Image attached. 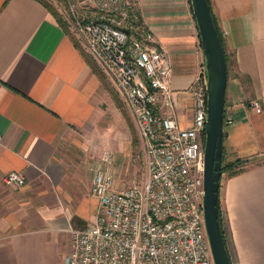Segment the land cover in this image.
Masks as SVG:
<instances>
[{
    "label": "crops",
    "instance_id": "0c3cea01",
    "mask_svg": "<svg viewBox=\"0 0 264 264\" xmlns=\"http://www.w3.org/2000/svg\"><path fill=\"white\" fill-rule=\"evenodd\" d=\"M133 1L171 67L175 112L189 126L187 90L204 61L191 0ZM209 3L227 56L225 108L233 119L224 124L225 157L251 159L220 182L227 246L233 264H264V0ZM84 53L96 64L41 1L0 0V264H64L70 229L87 227L99 208L92 183L103 152L87 166L80 151L88 156L98 133L114 131V115L131 133L105 75ZM118 140L124 153H114L115 178L132 146L131 138ZM13 169L26 173L25 185L5 184Z\"/></svg>",
    "mask_w": 264,
    "mask_h": 264
},
{
    "label": "built area",
    "instance_id": "2783aa9c",
    "mask_svg": "<svg viewBox=\"0 0 264 264\" xmlns=\"http://www.w3.org/2000/svg\"><path fill=\"white\" fill-rule=\"evenodd\" d=\"M66 1L72 30L133 115L146 177L118 187L114 153L103 151L92 183L99 199L96 218L85 228L70 229L64 264H215L203 206L208 115L204 63L187 90L193 119L184 127L175 112L171 67L144 27L136 3ZM252 105L262 111L259 101ZM224 119H233L226 108ZM4 182L23 186L26 173L10 170Z\"/></svg>",
    "mask_w": 264,
    "mask_h": 264
},
{
    "label": "water",
    "instance_id": "95a60500",
    "mask_svg": "<svg viewBox=\"0 0 264 264\" xmlns=\"http://www.w3.org/2000/svg\"><path fill=\"white\" fill-rule=\"evenodd\" d=\"M199 29L207 76V122L204 141V216L215 264H233L219 221L227 60L209 0H191Z\"/></svg>",
    "mask_w": 264,
    "mask_h": 264
},
{
    "label": "rangeland",
    "instance_id": "374dc122",
    "mask_svg": "<svg viewBox=\"0 0 264 264\" xmlns=\"http://www.w3.org/2000/svg\"><path fill=\"white\" fill-rule=\"evenodd\" d=\"M49 2H51V4H53L55 8L58 9L59 15H61L62 20L64 21L68 30L69 31L72 30L71 13H70V9H69V5L67 1L66 0H49ZM78 6L82 10V5L78 4ZM72 32L76 36L77 40H79L75 32L73 30ZM99 70L100 69L98 68V71ZM100 72H99L100 75L103 74L102 72L101 73ZM101 77H102L104 85L109 90L110 94H112L113 96L114 104L116 105L118 110L122 112L124 116L126 117L129 123V126H130L131 133L129 137H126L124 135L125 130L127 129H123L119 120L114 115L113 116V122H114L113 130L114 131L112 133H106V134L103 133L102 138L100 137L98 133L97 136H95V139L93 141L95 143L94 145L95 149L89 150V154H87L88 156L86 157L84 155L87 151L86 150L80 151L82 155V158H81L82 164L81 163L80 164L87 165V166L93 165V163L99 159V155L101 152H103L104 149L113 150V153L115 154L118 151H123L122 153H124V148H122V145L119 143L118 139H122L123 143L125 142V140H128V142L126 141L125 143L129 144L130 143L129 139L131 138L132 146L130 145L128 146L126 150L127 155L123 157V162L120 166L119 173L116 174V185L118 187H122L125 185L132 184L134 182H141L146 177V165H145V157H144V152H143V147H142V141L139 137L137 127L136 125H133V122L131 121L130 116L128 115V111L124 103L122 102L121 98L117 96V94L115 93L114 88L112 87L109 80L106 78V76L104 77L102 75ZM118 110L114 108V112H118ZM117 133H119V136ZM117 136L120 138H118ZM101 143H104V144H101ZM225 177H226V172H223L220 182H223ZM226 240L228 242L227 233H226Z\"/></svg>",
    "mask_w": 264,
    "mask_h": 264
},
{
    "label": "trees",
    "instance_id": "16d2710c",
    "mask_svg": "<svg viewBox=\"0 0 264 264\" xmlns=\"http://www.w3.org/2000/svg\"><path fill=\"white\" fill-rule=\"evenodd\" d=\"M41 1L50 11L53 12V14L56 16L57 20L64 26L65 23L64 21L62 20V17L61 15H59V12L58 10L47 0H39ZM214 16V15H213ZM215 19V17H214ZM216 22V20H215ZM217 26V24H216ZM217 29H218V32H219V36L222 40V43H223V37L219 31V28L217 26ZM85 54V57L87 59V61L90 63V65L92 66L93 70L97 73H99L98 71V68L96 66V64H94V62L88 57V55L86 53ZM226 55V53H225ZM226 60H227V56H226ZM227 121L224 119V124L226 123ZM225 137V134L223 133V138ZM224 141V139H223ZM249 160V158H242V157H235L233 159H230L228 160L226 157H225V153H224V145H223V152H222V173L225 172V171H230V172H237L239 169H241L240 165L241 164H246ZM221 180V178H220ZM220 192V191H219ZM218 207H219V221H220V226H221V230L223 232V236H224V240L227 244V240H226V230H225V226H224V216H223V211H222V208H221V203H220V197H219V201H218Z\"/></svg>",
    "mask_w": 264,
    "mask_h": 264
}]
</instances>
